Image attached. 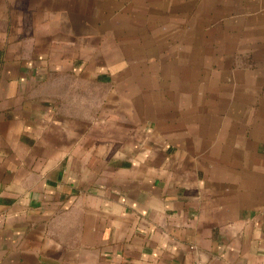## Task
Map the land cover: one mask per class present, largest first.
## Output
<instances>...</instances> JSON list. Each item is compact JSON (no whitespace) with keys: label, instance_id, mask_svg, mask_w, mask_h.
<instances>
[{"label":"crops","instance_id":"0c3cea01","mask_svg":"<svg viewBox=\"0 0 264 264\" xmlns=\"http://www.w3.org/2000/svg\"><path fill=\"white\" fill-rule=\"evenodd\" d=\"M0 264H264V0H0Z\"/></svg>","mask_w":264,"mask_h":264}]
</instances>
